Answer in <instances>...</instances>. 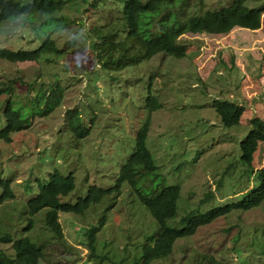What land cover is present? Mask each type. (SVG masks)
I'll list each match as a JSON object with an SVG mask.
<instances>
[{
    "label": "rangeland",
    "instance_id": "obj_1",
    "mask_svg": "<svg viewBox=\"0 0 264 264\" xmlns=\"http://www.w3.org/2000/svg\"><path fill=\"white\" fill-rule=\"evenodd\" d=\"M126 1L74 0L67 5L69 25L52 35L60 54L24 63L0 60V87L13 84L15 99L29 103L52 86L63 87L62 103L52 113L13 133L10 143L0 139V194L4 181L11 182L15 194L0 207V232L16 231L15 238L29 235L41 244L46 254L41 264H128L153 243L159 223L126 182L119 195L92 204L84 215L61 212L65 242L50 239L44 210L32 216L26 207L54 170L75 177V191L66 198L70 203L85 197L91 186L114 187L146 125L147 146L164 185L180 190L171 227L181 228L191 215L240 201L260 185L241 163L240 143L252 120L264 121V13L258 30L184 35L178 39L187 47L184 57L160 53L119 72L105 70L93 49L91 29L110 11H122ZM231 1L192 0L191 12L215 11ZM246 4L264 7V0ZM29 30L21 22L1 23L0 47L35 48ZM8 98L0 97V131L6 126ZM218 101L245 106L240 125H223L215 110ZM71 115L80 117L87 136L72 131ZM253 165L264 168V142ZM30 219L33 227L26 231ZM94 227L98 257L92 258L86 233ZM0 249L15 255L12 245L0 243ZM103 255L112 260L102 261ZM210 256L226 264H264V204L200 227L177 240L171 256L151 264H208Z\"/></svg>",
    "mask_w": 264,
    "mask_h": 264
},
{
    "label": "trees",
    "instance_id": "obj_2",
    "mask_svg": "<svg viewBox=\"0 0 264 264\" xmlns=\"http://www.w3.org/2000/svg\"><path fill=\"white\" fill-rule=\"evenodd\" d=\"M74 0H0V24L7 21L21 22L29 26V38L36 41L35 48L13 50L0 47V60L12 63L39 61L46 54L57 53L61 50L53 39L55 32L69 25L68 9ZM248 0H232L231 3L215 11L201 13L191 12L192 0H127L122 11L113 10L107 13L91 29L94 39L93 49L99 59V64L105 70L119 72L128 65L149 60L163 53L176 57H184L187 47L179 44L178 39L188 33L224 34L235 28L258 30L262 26L264 7L253 8L246 4ZM85 2V0H84ZM74 20L71 21V23ZM28 38V39H29ZM8 96L4 106L6 126L0 131V139L11 142V135L31 127L33 119L52 113L62 103L63 87H51L49 93H38L29 98V103L16 97L15 86L0 87V97ZM217 115L226 128L240 125L246 108L244 105L228 101H218L215 104ZM72 131L80 137L89 134V129L82 130L81 119L78 115L69 117ZM148 125L139 130L136 137L135 151L125 163L117 182L112 188L91 186L85 197L78 198L76 203L66 201L75 191L76 180L73 174L62 175L58 170L49 174L46 184H40L36 197L26 203L30 214L35 216L45 211V223L51 233V240L65 242L64 230L60 222V213L67 212L84 215L92 204L103 201L112 193L119 195L123 183H128L131 191L140 200L159 223L157 236H152V244L142 248L139 259L128 264H151L155 260L167 258L173 254L177 240L192 236L200 227L213 223L216 219L231 212L249 211L264 204V168L255 170L254 160L259 145L264 142V121L260 118L252 120V129L248 136L241 141V163L258 178L259 186L240 201L226 204L203 214H194L187 219L181 228L171 227L168 222L177 216L179 187L165 186L163 175L155 164L153 155L147 146ZM0 194V207L6 201L15 198L10 181H4ZM26 231L33 227L30 219ZM14 230V229H13ZM97 228L89 229L86 233L87 245L91 257H98L96 246ZM17 236L14 233L0 232V243L12 245L15 255L0 249V264H41L46 257L41 244L29 235ZM100 256L110 260L108 255ZM208 264H226L214 256L207 257ZM127 263L126 260L120 264ZM67 264H76L75 262Z\"/></svg>",
    "mask_w": 264,
    "mask_h": 264
}]
</instances>
